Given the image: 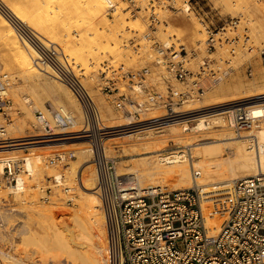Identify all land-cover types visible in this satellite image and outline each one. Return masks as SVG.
Returning a JSON list of instances; mask_svg holds the SVG:
<instances>
[{
	"label": "built area",
	"instance_id": "built-area-1",
	"mask_svg": "<svg viewBox=\"0 0 264 264\" xmlns=\"http://www.w3.org/2000/svg\"><path fill=\"white\" fill-rule=\"evenodd\" d=\"M152 16V22H158L157 15ZM239 20L231 17L220 29L229 35L224 41L232 46L230 52L234 54L240 46L247 52L257 49L264 57V45L255 47L247 32H237ZM18 30L38 47L40 57L37 61L50 65L53 76L67 85L82 106L84 131L78 133L66 134L75 120L73 112L66 106L48 104L47 113L36 110L35 117L47 134H59L50 137H87L94 150L95 190L105 216L108 264H264V172L234 179L222 191L223 195L211 199L205 198L207 194L198 186L144 189L134 176L119 175L116 161L105 155L100 143L113 133V129L104 125L99 104L82 73H78L57 46H43L28 32L19 27ZM208 32L206 50L212 53L222 39H216L217 33L213 30L208 29ZM154 48L157 54L154 64L159 70H153L152 66L131 68L125 64L107 63L99 70L97 78L89 77L102 93L113 96L115 109L128 117L127 131L150 128L147 126L158 121L151 127H162L179 119L187 123L198 117L201 110L190 111V114L198 113L184 116L188 113L179 109L203 99L232 69L229 65L222 67L210 56L202 57L198 67L192 68L190 53L195 55L197 51H189L184 43L157 42ZM247 71L252 75L251 65ZM10 106L9 77L3 73L0 74V139L6 133V124L12 120L8 114ZM235 106L236 109L242 104ZM155 110L162 114L150 121L146 119L147 114ZM234 116L237 129L251 119L243 107L234 110ZM56 129L61 134L56 133ZM75 157V150H63L49 155L46 164L66 167ZM34 174L25 157L0 158V187L9 192H24ZM76 183L71 185L66 172L60 170L39 186L40 199L44 203L58 200L72 203L77 196L76 185L82 184L79 172ZM206 199L213 203L214 211L222 215L227 213L217 234L208 231L203 209Z\"/></svg>",
	"mask_w": 264,
	"mask_h": 264
},
{
	"label": "bare ground",
	"instance_id": "bare-ground-1",
	"mask_svg": "<svg viewBox=\"0 0 264 264\" xmlns=\"http://www.w3.org/2000/svg\"><path fill=\"white\" fill-rule=\"evenodd\" d=\"M136 1L141 2L142 0ZM180 1L181 0H174V2L177 3ZM2 2L11 16H13L17 21L28 26L27 28L29 29H27V32L29 35L39 40L43 46L45 45L46 47H49L53 44L58 48L61 47L64 55L68 58L69 63L72 65L73 63L71 61L74 63H81L84 67L92 68V66L99 65L103 60L108 59L109 56H113L115 58L114 61H116L126 56V53L123 51V46H127L128 43H125L128 41V38L132 36V34H137L143 37V39L144 37L149 36L146 32V19L145 21L142 19L144 16L140 18L136 16V14H133L130 10L126 11L128 9L126 8L128 7L127 3L122 0H3ZM182 8L184 9V13L186 15L183 16L184 18L181 21L183 24L185 23L186 25H192V27H194L192 40L195 42L196 40L204 39V30L200 27L198 19H196L194 14H192V7L187 0L183 2ZM186 16H190L189 19H186ZM11 19L0 8V47L1 50L3 49L6 51V60H2L5 56L2 57V52L0 53V60L3 62V67H1V65L0 67L8 71V73H3L8 74L9 77L10 94L13 101L11 107L13 108L15 105L20 103V106L22 105L21 108L24 111V116L16 122L11 121L8 125L6 124L5 136L3 135L0 139V158L7 156L25 157V159L29 161L32 171L35 172L34 176L36 177L37 173L40 175L42 174L43 167L41 161L47 158L43 156V153L46 152L43 150V147H54L58 144L57 141L67 139L60 137L52 138L50 136H57L59 134L47 133L46 136L49 138H44L46 137L43 135L45 130L43 131L41 128L39 130H42L41 133H36L34 130L36 118L34 115L35 111H47L48 104L45 105L46 102L44 101V98L48 89L50 87L63 88L68 97L75 102L76 107L79 109H82V107L80 108L78 106V103L80 104V102L76 101L67 85L60 80H57L55 77L54 80L53 77L31 78L27 75L29 66L35 63L42 64L40 61H37L40 57V51L26 35H24L23 38H20L18 35L20 32ZM163 25L164 27L160 26L158 29L159 34L162 36L161 38L165 39L164 42L166 44H170L171 39H168V36L176 34L177 32H172L179 28L182 29V26H179V24L174 23L172 20H166ZM262 25L264 27L263 23ZM142 40L141 42H143ZM139 44L142 46L143 43ZM148 56L151 57L153 54L149 53ZM42 65L47 66L45 64ZM3 73L1 72V74ZM248 90L246 88L242 89L241 86L237 85V87H235V91L237 93H243L244 96L234 99L233 101H236L234 104L217 107V109H227L231 115L230 119H233L235 123L234 110H238L243 106L236 109L232 106L240 104L243 105L255 100L257 101V99L254 98L264 96L263 89L252 90L251 88V90ZM98 98L101 102V97ZM248 99H251V101H244ZM260 99L263 100L264 97ZM214 102L215 99L213 101L208 96L205 98L204 103L209 104ZM61 105L65 106L64 104ZM192 105V103L185 104V109H181L183 110L182 112L188 113L184 116L198 113H189L190 111H197V109L202 112L203 108L200 109L201 105L193 106L191 108ZM245 107H248L246 109L248 118H253V120L249 121L250 126L244 130H240L236 136H234L232 132L228 134L229 136H227V138L236 137L234 139V143H236V162L242 167V171L245 172L242 176L264 172V104L256 102L255 104L252 103L244 106L243 108L245 109ZM102 111L101 119L104 125L110 128L118 127V123H121V120L119 119L120 116L115 114L113 108L104 104V110ZM73 114L75 116L74 123L71 125L70 129L68 128L66 134L84 131L83 126L77 129L78 125L80 126V123L77 121L74 112ZM161 114L162 111L160 110L151 111L147 114L146 119H149L150 121ZM13 116L14 117L11 118L14 120L15 115ZM178 121H180V119ZM159 122L160 121L155 122V124ZM216 123L227 124L226 120L223 118L217 117L216 119H209L207 117H201L194 125V129L195 131L203 132L205 129L212 127ZM178 127V125L170 126L161 133V136L159 135L160 137H157L158 135L155 136L154 132H147V134H142V136L136 140H127L125 142L127 144L125 148L128 146L136 148V146H138L137 149H148V152H156V154H151L150 157L146 159L147 161L144 167H133L128 168V170L119 167L117 169L118 174L134 175V178L138 180L139 184L144 189H164V184L166 186V182L172 180L174 181L173 186L175 187H200L202 191L207 194L205 197L207 199H211L215 195H223L224 192L222 191L231 185V180H234V177L231 178L228 176L229 174H225L226 167L221 160L216 161L206 157V154L211 152L214 156L218 155L217 152L220 151V147L213 146L217 143V139L206 137L207 134L206 136L200 138H197L196 136H186L185 134H182ZM250 134L258 136V140L254 143L251 141V144L245 140V137ZM80 137L81 136H76L73 139L67 140H78L80 144L88 142L87 137ZM224 138L225 136L223 139ZM28 139L39 140L27 141ZM178 147H186V149H176ZM167 149L175 150L165 152L164 150ZM24 150H29L30 153H24ZM212 154L209 155L211 156ZM209 155L207 154V156ZM145 156L148 155L146 154ZM219 158L216 157V159ZM88 162V158L84 159L78 157L74 162L78 165L77 169L74 163L72 164L75 166L72 167L74 171H81V164L83 169L85 168L86 170L90 167ZM85 163H87L86 166ZM59 172L56 173L58 174ZM84 179V187H82V191L84 192H82L83 199L79 198L83 201H80L82 202L81 206H78L79 200L77 199L75 200H77L76 202L78 203V207H67L65 202H55L53 204H38L37 202H31L29 206L30 213L33 215V220L36 221L35 223L42 229V232L38 231L36 234H38V237L43 238V241H40V246L44 245V249L47 250L46 252L53 250L57 256V253L62 251V253L65 255L67 253L70 257L72 254H76L75 256L80 258L78 259L81 260L80 262L82 264H108L104 252L106 248L105 216L101 208V201L95 190L97 173L94 175H88L84 177ZM69 182L71 183V180ZM79 187H77V189ZM0 193L3 194L2 192ZM17 193H19L18 195L21 194L19 191H17ZM210 194L213 196H210ZM20 196L22 197V195ZM207 199L203 202V209L207 219L208 231L209 233L214 234L220 230L223 222L227 218V213L222 215V213L214 211L212 205L213 203ZM27 221H24L23 223L21 222V225L19 222L18 225L20 227L19 233L23 234L24 241L25 239L28 241L30 237H34L32 235L37 231H35V228L32 227V225H29ZM45 232L47 233L45 234ZM39 240L40 239H38V241ZM41 249L43 248L41 247ZM62 253H59V255ZM45 254L46 253H44V255ZM65 255H63V257ZM4 256L1 260H5V263L3 262V264H7V257ZM53 257L55 258V256ZM58 257L60 258V256Z\"/></svg>",
	"mask_w": 264,
	"mask_h": 264
},
{
	"label": "rangeland",
	"instance_id": "rangeland-1",
	"mask_svg": "<svg viewBox=\"0 0 264 264\" xmlns=\"http://www.w3.org/2000/svg\"><path fill=\"white\" fill-rule=\"evenodd\" d=\"M2 1L3 0H0V8L2 9V11H4V13H6L10 17V19L12 18L11 20H13L12 22L15 24V26L17 28L19 27L21 30L27 32V29H29V28H27L28 26L17 21L13 16H11V14L7 11L5 5ZM122 1L123 2L126 1V3H127L128 7H126V8H128V9L126 11L130 10L133 14H136V16H138L140 18L144 16L142 19L144 21L146 19V21H145V24L147 25V31L146 32L149 34V36L144 37V39H143V37H141L137 34H136L137 36L135 34H132V36L130 38H128V41L125 43V44L128 43L127 46H123L124 49L122 48L123 51L126 53V56H124L123 58L118 59L116 61H114L115 58L113 56H109L108 59L103 60L99 65L94 64L95 66H92V68L91 67L90 68L84 67L81 63H74L73 61H71L74 65V68L78 71V73H82V75H83L82 77L84 78L83 80L91 89V92H92L94 98L96 99L97 103L99 104L101 111L104 110V104H107L108 106H111L113 108V111L115 112V114L120 116L119 119L121 120V123H118V127L112 128L113 133L108 135L106 138H104L100 142L102 145V150L105 153V155L107 157L113 158L116 161L117 169L119 167H122L125 170L126 169L128 170V168H133V167L134 168H142L146 165V161H147L146 159H148L151 154H156V152L151 153V152H148V149H137L138 146H136V148H133L132 146H128L127 148H125V146L127 145L125 142L127 140H130V141L136 140V139L140 138V136H142V134H145V133L147 134V132L148 133L154 132L155 136L158 135L157 137H160L161 133L164 130H166L170 126L178 125L179 126L178 128L181 130L182 134H185L186 136H192V137L196 136L197 138L198 137L200 138V137L206 136V134H207L206 137H210L211 139H217V143L218 142L219 143L218 144L215 143L217 145L214 144L213 146L220 147V151H218L220 154L218 152H217V154L219 156L220 155H222V156H220V158H219L218 155H215L216 157L219 158V159H216L214 154H212V152H211V153H207V154L208 155L212 154L211 156H213V157H211L210 155L207 156V154H206V157L208 159H212V160L214 159L216 161L221 160L226 167L225 174L226 173H227L226 175L229 174L228 175L229 177H231V178L234 177V179L242 177V175H244L245 172L242 171V167L236 162V158H237L236 149H235L236 143H234L235 142L234 139L236 137L227 138V136H229L228 134L231 132L233 133L234 136L238 135V132L240 130H244L245 128L250 126L249 121L253 120V118H251L247 123L241 124L239 126V129L236 130L237 123L234 124L233 119H230L231 115H230L229 111L227 109H217V107H222V106H227L229 104L230 105L234 104L236 102V101L235 102L233 101L234 99H236L237 97H243L244 96L243 93H239V92L237 93L235 91V87H237V85L241 86L242 89L246 88L247 90L248 89L251 90V88H252V90H256V89L257 90H261V89L264 90V57H261V55L257 51V49H255L253 52H247L245 49H242L240 46L236 47L237 49H236L235 53L232 54L230 52V49L232 46L230 45V43H226L224 41L226 35H228V34H226L223 30H220V29L226 20L230 19L231 17H237L240 19L237 32L238 33L247 32V34L250 36V40L252 41L254 46L255 47H261L262 45H264V33H263L264 27L262 25V23L264 24V0H190V1L187 0L192 7V12H193L192 14H194L196 19H198V23H199L200 27L202 28V30H204V33H205L204 39L196 40L195 42L192 40V34H193L194 27H192V25H186L185 23L183 24V22L181 21L184 18L183 16L186 15L184 13L185 12L184 9L182 8L183 2L186 0H181L179 3L174 2V0H145V1L142 0L141 2H137L136 0H122ZM154 14L157 15V17L159 18L158 22H152V18H153L152 15H154ZM189 17L190 16H186V19H189ZM166 20H172L174 23L179 24V26H182L181 27L182 29L179 28V29H176L175 31L172 32V33L177 32L176 34H178V35L172 34V36H168V39H171L170 43L175 42L177 45H178V43H184L189 51H191L193 49H195L197 51V53L195 55L190 53L189 59H190V65L192 68L196 69L198 67L197 65L202 60V57L210 56L217 63L222 65V67H227L229 65L232 67V69H231L229 75L224 80L215 84L208 91V93L203 97V99H201L199 101L201 104L198 101L195 102L196 104L192 103L193 105L191 106V108L193 106H197V105L202 106V104L204 106V107L200 106V109L203 108V110H202L203 113L200 112L198 115H196L198 117L189 119L187 123L176 121V122L167 123L166 125H163L162 127H158V128H157V126L151 127V126L158 124V123H156V124H153L151 126H147L150 128L138 129V130L137 129L136 130H128L127 131V130H125V126H127V124L130 122L129 119H127L128 117L126 115H122L121 112H118L115 109L114 103H113V96H109V95L102 93V91H100L99 88L96 87L95 82H90L89 77L94 75L97 78L99 70L102 69L103 66L107 63L112 64L114 66L115 65L118 66L120 64H125L127 67H131V68H141L144 66H152L153 70H159V68L156 67V65L154 64V61L156 60V57H157L154 46L156 45L157 42L165 43L164 42L165 39L161 38L162 36L159 34L158 29L160 26L164 27L163 24L165 23ZM208 29H211L215 33H217L215 35L216 39H222V40H220L221 43L217 42V45H216L217 47L215 50H213L212 53H209L206 50L207 46H206L205 41L209 35ZM227 33H231V32L228 31ZM18 35L20 36V38H23L25 33H18ZM137 37H139V38L141 37L140 39L141 40L143 39L142 40L143 42H141V40ZM139 43H143L142 46ZM59 48L63 51V49L61 47H59ZM142 48H143V50H142ZM0 53H1L2 57L5 56L4 58H2V60H6V54H5L6 51L3 49L1 50V47H0ZM149 53H152L153 56L149 57L148 56ZM225 60H229V63H225ZM111 61L114 63H112ZM0 62H1L0 63L1 67H3L2 66L3 62L1 60H0ZM248 65H251L252 75H250L247 71ZM1 67H0V70H1L0 74H1V72L2 73L3 72L8 73V71H6L4 68L2 69ZM93 67H95V68H93ZM89 70H91V71H89ZM87 71H88V73H87ZM27 73H28L27 75L31 78H38V77H41V78L51 77L52 78L53 77V79L55 80V78L53 76V70L48 65L43 66L40 63H38V64L35 63V64L28 67ZM177 85H179V84H177ZM73 96H74V94H73ZM208 96L213 101L215 99V102L205 104L204 103L205 98ZM98 97H101L102 103L100 102ZM262 97H264V96L256 97L254 99H257V101L255 100V101L250 102V103H245L242 106L244 107V106L250 105L252 103L255 104L256 102L264 104V101H263L264 99L263 100L260 99ZM10 98H11V94H10ZM74 98L76 99L77 102H79L75 96H74ZM44 101L46 102L45 105L46 104H54V103H55L54 105L64 104L66 107H68L69 109H71L75 113L77 121L80 123V126L78 125L77 129L83 126V111H82V109H79L76 107L75 102L68 97V95L66 94V92L64 91L63 88L50 87L48 89V92L45 94ZM244 101H251V99L244 100ZM12 104H13V101L11 98V106H12ZM78 106L80 108L82 107L79 103H78ZM10 107L8 109V114L12 118L14 117L13 115H15L14 120L13 119L11 120L12 122H14V121L16 122L24 116V111L21 108L22 105L20 106V103L13 107L16 109H13L12 107L11 108ZM184 107H185V105L181 109H183ZM232 107L235 108L236 106H232ZM247 108L248 107H245V109H247ZM102 112H104V111H102ZM199 116H201L202 118L207 117L209 119H211V118L216 119L217 117L223 118L226 120L227 124L216 123L212 127L205 129L203 132L195 131L194 125L197 123L198 119L201 118ZM191 117H194V116H191ZM122 120H124V121H122ZM11 121L8 123H11ZM8 123H7V125H8ZM36 124H37V122H36V118H35V123H34L35 129L34 130L36 133H39V132L41 133L42 130L39 131L41 129V127L38 124L37 125ZM55 132L60 133V130L56 129ZM43 135L46 136V132L43 133ZM222 136L223 137L225 136V138L223 139ZM80 138H83V137H80ZM39 139H42V138H39ZM39 139H34V140H39ZM245 140L248 141V143H250L251 141H257L258 136L250 134V135L245 137ZM27 141H29V140H27ZM84 141H82V142H84ZM225 141H227V142H225ZM57 142H58V144L55 145L54 147H45V146L43 147V150L46 151L45 153H43V156L45 158L48 157L49 155H52V154L59 152V151L75 150L77 158L81 157L84 159L85 158L89 159L88 163H89L90 167L85 170V168L83 169V166L80 164L81 171L80 170H79L80 172L78 170L74 171L72 166L76 165V169L78 167V165L74 163L75 160L77 159L76 157L74 159L70 160L71 162L69 161L68 165L66 167L60 168V167H54V166H47V164H46L47 158H46L45 160L41 161L42 167H43L42 174L40 175L39 173H37L36 177L33 176L32 179L28 180V182H27L28 186L25 189L26 192L24 191L25 195L23 192H20L21 193L20 195H22V197L20 195H18L19 193H16V192L12 193V192H9V190L4 189L3 187H0V192L3 193V194L0 193L1 194L0 195V264H3V262L5 261V260L3 261V259L1 260V258H3L4 255L7 257V260H8V261H6V263L8 262L7 264H17V263L18 264H67V263H69V264H82L80 262L81 260H79L80 258L78 256H75L76 254H72L70 257L69 255H67V253L65 255L64 253H62V251L61 252L59 251L58 253L56 252L57 253V256H56V254H55V252H53V250L46 252L47 250L44 249L45 246L44 245L40 246V241H43V238L38 237V234H36V233L38 231L42 232V229L38 224L35 223L36 221L33 220L34 217L30 213V209H29L31 202H35V203L37 202L38 204L44 203L40 199L41 192H40L39 186L45 182V180L48 176L53 175L56 172H59L60 170L65 171L66 175H68L67 177H69V174H70L71 178L69 177V181L71 180L72 185L77 184L76 183V176H77L78 172L80 173L81 178H82V184L80 187H79V185H76L79 188L77 189V196L75 198V199L79 200V202H78L79 205L76 202L77 200H75V199L72 203H65V204L67 207L81 206V203L83 201L80 199L82 198V195L84 193L82 191V187H84V182H85L84 177H86L88 175H92V174L94 175L97 173L95 165H94L93 160H92L94 150H93V148L89 142L84 143V144H80L78 140L72 141V140H67V139L57 141ZM184 148L186 149V147H178L176 149H184ZM234 149H235V151H234ZM169 150L172 151L175 149H167L164 151L167 152ZM164 151H160V152H164ZM24 153H30V151L24 150ZM146 154L148 156H145ZM72 163H74L75 165H73ZM86 164L87 163H85V166H86ZM70 167H72V168H70ZM70 169H72V170H70ZM194 172H195V170H194ZM236 174L238 177L236 176ZM233 175H235V176H233ZM131 176H134V175H131ZM231 181H233V180H231ZM166 183H167L166 186L164 184V189H166V188L167 189L182 188L179 186L178 187L173 186L174 181H172V180H169ZM185 187H189V186H185ZM210 196H213V195L210 194ZM215 196H219V195H215ZM21 201H22V203H21ZM80 201H82V202H80ZM57 202L63 203L64 201L58 200ZM44 204H53V203H44ZM30 217H32V218H30ZM24 221L25 222L27 221L29 225H32V227L35 228V231L37 230L32 235V236H34V237H32L33 239L30 237V239L28 241H27V239H25V241H24L23 234L19 233L20 232V227L18 226L19 222L21 225ZM17 228H19V229H17ZM46 233L47 232H45V234ZM217 233L218 232H216L214 234H217ZM38 239H40V240L38 241ZM33 240H35V241H33ZM36 240H37V243H36ZM41 247L43 249H41ZM104 252H105V250H104ZM44 253H46V254L49 253L47 255H50V256H47L46 254L44 255ZM59 253H62L65 256L63 257V255L62 254L59 255ZM2 254H3V256H2ZM53 256H55V258ZM58 256H60V258ZM66 256H69L70 258L66 257ZM50 257H51V259H50ZM68 258H69V260H68ZM9 260H10V262H9ZM12 260H14L15 262ZM58 261H59V263H58ZM60 262H62V263H60ZM63 262H65V263H63Z\"/></svg>",
	"mask_w": 264,
	"mask_h": 264
}]
</instances>
